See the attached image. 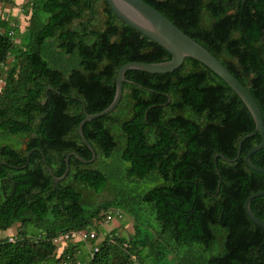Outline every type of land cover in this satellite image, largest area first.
Instances as JSON below:
<instances>
[{"label":"trees","instance_id":"obj_1","mask_svg":"<svg viewBox=\"0 0 264 264\" xmlns=\"http://www.w3.org/2000/svg\"><path fill=\"white\" fill-rule=\"evenodd\" d=\"M143 1L212 53L264 117V0ZM30 6L23 33L0 16V232L20 225L15 240H0V264H264V229L245 212L264 191V174L245 161L262 136L247 139L237 159L255 121L195 59L169 74L127 71L133 84L116 110L83 127L96 160L72 156L69 175L55 182L44 159L61 178L70 153L93 158L78 128L112 104L121 67L172 56L106 0H29L26 14ZM251 159L264 168V149ZM251 209L264 222V196ZM112 219L123 223L108 232Z\"/></svg>","mask_w":264,"mask_h":264},{"label":"water","instance_id":"obj_2","mask_svg":"<svg viewBox=\"0 0 264 264\" xmlns=\"http://www.w3.org/2000/svg\"><path fill=\"white\" fill-rule=\"evenodd\" d=\"M115 15L128 26L132 27L151 41L155 42L163 49H165L171 56L170 61L161 63H140L131 62L121 67L118 72L116 80V95L112 104L104 111L96 114H87L85 119L80 123L78 133L83 143L92 151L93 158L86 160L78 153L72 152L66 158V172L63 177L58 178L53 174L52 169L49 167L48 162L44 159L47 170L52 175L56 183L64 181L70 173V158L75 156L84 164H92L96 158V152L91 143L84 135L83 127L85 123L93 121L98 118L105 117L111 114L119 106L123 93L125 83L133 82L126 79V73L129 70H139L150 74H169L179 70L188 58L195 59L204 64L217 76H219L229 87L241 98L249 112L251 113L256 128L255 131L245 136L240 142V148L237 159L241 156L243 143L254 137L257 134H261L262 142L258 146L254 147L246 156V165L253 171L264 174V168L256 166L252 162V156L264 149V117L263 113L258 105L257 101L250 93V91L236 78L233 74L206 48L187 36L182 30H180L175 24H173L168 18L161 14L158 10L144 2L143 0H106ZM229 162H235L230 160L224 155H218ZM264 196V191L258 192L249 197L245 203V212L248 217L259 227L264 229V222L260 220L252 211V202Z\"/></svg>","mask_w":264,"mask_h":264},{"label":"rangeland","instance_id":"obj_3","mask_svg":"<svg viewBox=\"0 0 264 264\" xmlns=\"http://www.w3.org/2000/svg\"><path fill=\"white\" fill-rule=\"evenodd\" d=\"M13 1V4L11 3H4L1 2L0 3V16L4 17H11L14 19H17L19 21V25H20V30L21 32H25L28 27L30 26L31 22V13H32V7H29V14L25 13V6L29 3V0H11ZM104 9H105V4L103 2H100L97 6V11H98V18H99V27H103L105 22H106V15L104 14ZM17 43H20L19 40H17ZM13 57H10L8 60V63H11L13 61ZM4 83L3 81H0V90L3 87ZM14 142H19V146L21 148H24V140L23 139H15ZM0 143H2V141L0 140ZM4 143V142H3ZM116 155V154H115ZM106 165L109 166H114L112 161L109 162H105ZM105 196H108V198H110V196L108 194H106ZM109 221V222H108ZM105 222L104 227L108 232L113 231L114 229H119L121 224L123 223V221L121 220H108ZM125 222H127V227H126V232L128 231V233H132L134 231V227H133V223L132 221L129 220L128 217H126ZM20 230V225H16L14 226L12 229L8 230L7 232H0V240L5 239V238H9L10 240H15L18 232ZM66 239L65 238H60L56 243H61L59 246L60 252L62 251L63 248H66V244L64 243ZM76 241L78 239H75ZM103 241V238H101L99 240V242ZM75 242V241H74ZM89 249L91 248V246L89 245L88 247Z\"/></svg>","mask_w":264,"mask_h":264},{"label":"built area","instance_id":"obj_4","mask_svg":"<svg viewBox=\"0 0 264 264\" xmlns=\"http://www.w3.org/2000/svg\"><path fill=\"white\" fill-rule=\"evenodd\" d=\"M90 237H92V238H94V235L92 234ZM67 239H82V240H86V239H88L89 237H88V235L87 234H80V233H75V234H73L72 236H71V238H70V236H67L66 237Z\"/></svg>","mask_w":264,"mask_h":264}]
</instances>
